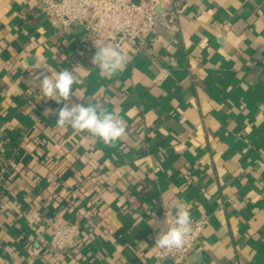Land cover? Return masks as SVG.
<instances>
[{
  "label": "crops",
  "instance_id": "crops-1",
  "mask_svg": "<svg viewBox=\"0 0 264 264\" xmlns=\"http://www.w3.org/2000/svg\"><path fill=\"white\" fill-rule=\"evenodd\" d=\"M180 1L177 29L124 43L126 69L105 79L83 24L0 0V264H155L179 202L205 226L185 260L161 264H264V0ZM34 56L79 81L70 105L114 113L126 134L105 146L45 116L63 104L29 84ZM65 222L81 244L56 252Z\"/></svg>",
  "mask_w": 264,
  "mask_h": 264
},
{
  "label": "built area",
  "instance_id": "built-area-1",
  "mask_svg": "<svg viewBox=\"0 0 264 264\" xmlns=\"http://www.w3.org/2000/svg\"><path fill=\"white\" fill-rule=\"evenodd\" d=\"M39 13L61 28L83 24L89 34L87 46L96 48L110 42L118 50L124 43L135 44L154 28L177 29L182 12L180 0H38ZM171 221L175 213L164 209ZM193 234L181 249L164 250L155 245V264L164 260L182 261L199 242L204 218L192 219ZM78 222L59 223L52 228L48 246L56 252H68L81 244Z\"/></svg>",
  "mask_w": 264,
  "mask_h": 264
},
{
  "label": "clouds",
  "instance_id": "clouds-1",
  "mask_svg": "<svg viewBox=\"0 0 264 264\" xmlns=\"http://www.w3.org/2000/svg\"><path fill=\"white\" fill-rule=\"evenodd\" d=\"M94 44L97 50L91 63L98 67L102 78L109 79L126 69L129 59L125 54L114 47ZM34 59L35 69L42 70L37 72L29 84L39 87L40 93L47 97V100L63 104L58 110L45 109V116L57 117L58 127H67L82 135L90 134L99 138L105 146H114L126 134L125 122L114 113L100 110L99 106L68 103L71 100L73 86L79 83L70 70L52 73L39 57L34 56ZM192 223L189 208L183 202L177 203L175 215L171 221L168 220L166 213L167 230L158 233L155 245L164 250L183 248L193 234ZM151 224L155 225L156 221L153 220Z\"/></svg>",
  "mask_w": 264,
  "mask_h": 264
}]
</instances>
